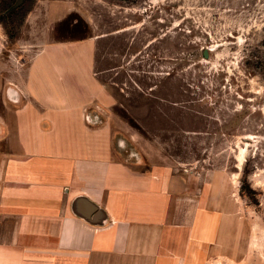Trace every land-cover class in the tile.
<instances>
[{
    "label": "rangeland",
    "instance_id": "rangeland-1",
    "mask_svg": "<svg viewBox=\"0 0 264 264\" xmlns=\"http://www.w3.org/2000/svg\"><path fill=\"white\" fill-rule=\"evenodd\" d=\"M66 1L52 38L96 37L120 153L166 171L181 264H264V0ZM15 2L0 0L11 37L36 0Z\"/></svg>",
    "mask_w": 264,
    "mask_h": 264
},
{
    "label": "crops",
    "instance_id": "crops-1",
    "mask_svg": "<svg viewBox=\"0 0 264 264\" xmlns=\"http://www.w3.org/2000/svg\"><path fill=\"white\" fill-rule=\"evenodd\" d=\"M67 4L36 0L12 37L0 22V264H181L166 171L120 153L96 37L52 38Z\"/></svg>",
    "mask_w": 264,
    "mask_h": 264
},
{
    "label": "water",
    "instance_id": "water-1",
    "mask_svg": "<svg viewBox=\"0 0 264 264\" xmlns=\"http://www.w3.org/2000/svg\"><path fill=\"white\" fill-rule=\"evenodd\" d=\"M22 1L23 0H16L15 5L17 6V5L21 4Z\"/></svg>",
    "mask_w": 264,
    "mask_h": 264
}]
</instances>
